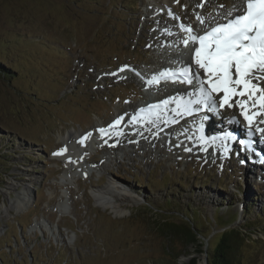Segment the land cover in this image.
<instances>
[{
	"label": "rangeland",
	"instance_id": "rangeland-1",
	"mask_svg": "<svg viewBox=\"0 0 264 264\" xmlns=\"http://www.w3.org/2000/svg\"><path fill=\"white\" fill-rule=\"evenodd\" d=\"M241 1L0 0V204L27 194L20 211L0 206V264H190L192 256L203 264L182 232L191 223L204 241L235 228V260L264 264V165L260 171L235 151L206 156L203 145L174 142L196 119L177 123L164 139L154 134L155 151L125 142L140 121L122 125V134L113 129L122 136L114 151L96 138L118 115L172 90L166 82L145 85L139 73L175 63L184 39L179 21L195 28L197 14L221 21ZM217 119L208 116L212 131L228 125ZM240 125L234 130L243 132ZM68 132L97 141L81 148L79 169L65 170L64 156L53 155L67 146ZM75 149L68 145L69 154ZM108 182L131 197L122 215L94 201L93 190Z\"/></svg>",
	"mask_w": 264,
	"mask_h": 264
},
{
	"label": "snow or ice",
	"instance_id": "snow-or-ice-1",
	"mask_svg": "<svg viewBox=\"0 0 264 264\" xmlns=\"http://www.w3.org/2000/svg\"><path fill=\"white\" fill-rule=\"evenodd\" d=\"M219 7L223 8V5ZM197 20L203 26L199 31H194L190 25H179L181 31L187 33L182 43L190 50L189 59L181 62L179 69L165 70L148 81L151 84L160 79H170L174 83L191 85L193 90L187 91L186 96L178 94L149 105L140 112L159 118L161 110L184 116L199 112L202 108L216 112L218 108L235 107L246 122L248 137L259 134L261 142H264V127L259 126L264 124V120H255L256 116L264 114V0H242L239 7L233 5L227 11L222 17L223 22L212 18L209 24L199 14ZM171 103H175V109L167 108ZM136 119L134 116L133 120ZM121 120L123 117L117 118L107 129L100 128L98 132L102 136L109 134ZM172 122L178 121L173 119ZM231 123L239 121L233 118ZM90 136L91 133L85 134L78 143L83 144ZM198 139L203 143L208 142L203 135ZM225 139L235 140L236 136L229 132L225 134ZM212 142H215V138H212ZM239 143L245 149H252L251 139H240ZM64 151L66 148L53 155H62Z\"/></svg>",
	"mask_w": 264,
	"mask_h": 264
},
{
	"label": "bare ground",
	"instance_id": "bare-ground-1",
	"mask_svg": "<svg viewBox=\"0 0 264 264\" xmlns=\"http://www.w3.org/2000/svg\"><path fill=\"white\" fill-rule=\"evenodd\" d=\"M162 3V2H161ZM240 3V2H239ZM241 3H242V1H241ZM241 3H240V5H241ZM158 4V3H157ZM165 5V4H164ZM239 5V6H240ZM238 6V7H239ZM163 7V6H162ZM166 7V6H165ZM158 10V9H157ZM147 13H149V12H147ZM149 15V14H148ZM162 15V14H161ZM155 16H156V14H155ZM151 17V16H150ZM154 19H155V17H154ZM160 20V19H159ZM151 21H153V20H151ZM157 21V20H156ZM155 21V22H156ZM162 20H160L159 22H161ZM157 23V22H156ZM164 23V22H163ZM162 24V23H161ZM167 24V23H166ZM199 24V23H198ZM146 25V24H145ZM147 26V25H146ZM150 26H152V25H150ZM168 26V25H167ZM169 27V26H168ZM171 27V26H170ZM169 27V28H170ZM203 26L200 24L199 26H198V28H199V30L202 28ZM164 28V27H163ZM160 29H161V27H160ZM194 31H197V29H193ZM162 31V30H161ZM167 31V30H166ZM163 33V32H162ZM184 34V36H186V34L185 33H183ZM168 35V34H167ZM162 36V35H161ZM155 37V36H154ZM157 37V36H156ZM159 37H160V35H159ZM164 37V36H163ZM162 37V38H163ZM166 37V36H165ZM168 39V38H167ZM166 41V40H165ZM169 41V40H168ZM185 56V58H186V60H188L189 59V57H190V50H189V48H188V50L185 52V50H179V57H184ZM160 65H161V63H160ZM157 67V66H156ZM140 75H141V73H139ZM172 85V90L170 89V91H169V93H167V95L166 96H162L161 94V96L160 95H158V96H160L159 97V101H163V100H165V99H167V98H169V97H175V96H177L178 94L179 95H182V96H186V92L187 91H192L193 90V87L191 86V85H186V84H181V83H173V84H171ZM219 95H222V93L221 94H219ZM217 99H219V97H217ZM157 100V99H156ZM152 102H155V101H152ZM139 108V109H138ZM167 108L168 109H175L176 108V105H175V103H171V104H169L168 106H167ZM140 109H141V106H138L137 108H135L134 109V111L136 112V113H139L140 112ZM236 112V114H235V112ZM141 114H143L142 112H140ZM160 113H162V117L160 118V116H159V118H157L156 116H150L149 118H151L152 119V122H149V123H147V122H144L143 123V126H141V125H135V126H138L139 127V129H137V131H138V133H136L137 131H134L133 132V135H134V137L133 138H131V137H128L126 140H125V142L127 143V142H130V140L131 141H135V144H133V143H130V147L129 148H134V147H136V146H140L141 147V149L140 150H143L144 148H148L149 146L150 147H153L152 149H153V151H155V146H154V144H153V140H154V138H153V135L154 134H160L161 135V137H163V139L164 138H166V137H168V136H171L172 135V132L176 129V125L174 124V125H171V124H173V119H175V120H177V119H179V118H182V121H183V123L185 124H187L188 123V121H191V120H189L188 118L189 117H186L185 115L184 116H175V114H174V112H172V111H164V110H161L160 111ZM205 113H207V112H205ZM217 115H218V118L220 119V120H223V119H225V120H223V122H225V121H227L228 119H230V118H232L233 116H238V118L240 119V121L241 122H243L244 120H243V117L241 116V114H240V110L238 109V108H227V107H225V108H223V109H218L217 110ZM216 115V116H217ZM113 116V115H112ZM119 116V115H118ZM236 116V117H237ZM148 119V118H147ZM191 119V118H190ZM166 120V121H165ZM261 120H264V114H261V115H258V116H256V121L257 122H259V121H261ZM108 121V120H107ZM115 121V120H114ZM165 121V122H164ZM154 122H156L157 123V126H156V128L155 129H153V128H151V126L149 127V125L151 124V123H154ZM194 123H192V122H190V124H187L188 125V130H182V131H179L180 132V134H179V136H178V140H176V141H174V142H177V143H180V144H182L183 145V143H186L187 145L185 146L186 148H187V146H190V147H194V148H199L200 146H198L197 144V141L199 140L198 138H196V130L198 129V127H199V123L197 122V120H195V121H193ZM134 123V121H132V117H129V116H127V117H125V119H124V121H123V123L121 124V125H118L116 128H120L122 125H127V124H133ZM182 123V124H183ZM205 123H207V121L205 120L204 121V118L203 119H200V124H203V126L205 127ZM155 124V123H154ZM214 124V123H213ZM244 124H245V126H246V122L244 121ZM260 127H264V124H260L259 125ZM134 127V126H133ZM142 127H145L146 129L148 128V130H150V131H152V135L150 136L149 134H147L146 132H145V128H142ZM154 127H155V125H154ZM172 127H174V128H172ZM185 128H186V126H185ZM115 129V128H114ZM170 129V130H169ZM238 129V128H237ZM110 133H112L111 134V137H108L107 136V138H103V137H101V136H96V138H97V140L99 141V140H102V142L103 143H106V144H109L108 145V147L107 148H105L104 147V150H110V151H114L117 147H118V145H116V143L117 142H120V140H121V138H122V136H120V135H118V134H116V133H114L113 134V129L109 132V134ZM240 133H241V137H244V135L242 136V131H240ZM185 134H187V138L186 139H184V137H186V135ZM85 135V134H84ZM259 135V134H258ZM74 136H76V138L74 137ZM164 136H166V137H164ZM239 136V135H238ZM238 136H236V139L235 140H231L232 141V143H230V142H228L227 143V145H229L230 144V146L232 147V148H235V146H236V149H237V151H239V150H241V148H243V152H244V156H242V155H236V157H237V159L238 160H240V162L242 163V164H245L246 162H247V160H251L253 163H256V162H258V158H257V154L255 153V151L257 150V149H255V148H261V149H263L264 150V146H261L258 142H256L255 141V139L253 138V137H251V140L253 141V143H252V149L251 150H248V149H245L241 144V147H240V145H238L237 143H236V141H238L239 139H238ZM72 137H74V141L73 140H71L72 139ZM83 137V134L82 133H78V132H76V133H73V132H68V135H67V137L65 136V137H62L61 138V140H63V143H65V144H67V146L65 147L66 148V151H64L63 152V154L61 155V156H64V158H63V160H64V164H65V170H72L73 168H78L79 169V167L81 166V163H82V161H84V157H85V154H84V150L82 149V152H81V148H83V146L85 147V146H87V141L88 140H90V142H93L94 140L93 139H91V137H88L85 141H84V143L83 144H81V143H78V141H80L81 140V138ZM191 137V138H190ZM157 138H159V137H157ZM212 138H215V142H212ZM109 139V140H108ZM124 141V140H123ZM166 141H169L168 139H166ZM100 142V141H99ZM73 143H75V146L77 147V149H75L74 150V152L72 153V154H69L68 153V145H71V144H73ZM94 143L95 144H97V141H94ZM101 143V142H100ZM112 143V144H111ZM197 143V144H196ZM222 144H223V142L221 141V140H219L217 137H213V136H211V137H209V140H208V142L206 143V145L204 146L203 145V147L202 148H200V150H202L203 151V148H205L206 150L203 152V154H205L206 152V156L208 155V154H211L212 156H214V157H221V156H225V152L223 153V152H221L220 151V149H222ZM236 144V145H235ZM183 147H184V145H183ZM64 148V149H65ZM175 148V147H174ZM138 149V148H137ZM217 149V150H216ZM261 149H258V150H261ZM139 150V149H138ZM137 150V151H138ZM129 151V150H128ZM144 151V150H143ZM262 151V150H261ZM118 152H120V150L118 151ZM118 152H116V154H114L116 157V159L118 158L117 156H118ZM132 152V151H131ZM185 151H182L181 153H183V154H181V155H185L186 154V152L184 153ZM104 153V152H103ZM123 154H124V156H125V154L127 155V153H126V150H124L123 152H122ZM176 153V155L177 156H180V155H178L177 154V151L175 152ZM112 155V154H111ZM151 154H149V153H147L146 154V156L147 157H149ZM124 156H123V158H124ZM140 156H145L144 155V153H143V155H140ZM145 156V157H146ZM108 157H110V156H108ZM106 158V157H105ZM104 158V159H105ZM86 160V159H85ZM146 160H147V158H146ZM103 163V162H102ZM100 165H101V163H99ZM99 165V166H100ZM81 168V167H80ZM249 168H252L251 166H249ZM112 182H108V184L106 185V186H104V187H101V188H99V189H94L93 190V193H92V195H93V197H94V201L96 202V204H98V205H100V206H102L103 208H110L111 209V211H114L116 214H118V215H122L123 214V207L121 206V203L122 202H124V201H131V197L130 196H128V194H126L128 191L126 190V189H124V188H122V187H120V186H118V188L117 187H115V186H112ZM13 186H14V184H10V187L9 188H13ZM117 189H120V192H117ZM123 192V193H122ZM27 194H25V192L24 193H22V196L21 195H18L15 199H13L12 201H11V203H10V205L8 206V205H6V204H4L3 202L0 204V206L2 207V212H4V213H6V214H8V213H10V208H14V210H17V211H20L21 209H23L24 208V206L27 204L26 202H25V196H26ZM9 203V202H8ZM5 214V215H6Z\"/></svg>",
	"mask_w": 264,
	"mask_h": 264
},
{
	"label": "trees",
	"instance_id": "trees-1",
	"mask_svg": "<svg viewBox=\"0 0 264 264\" xmlns=\"http://www.w3.org/2000/svg\"><path fill=\"white\" fill-rule=\"evenodd\" d=\"M188 220L190 221V219ZM232 221H234V219H232ZM231 222L227 223L225 226L229 225ZM191 225L192 226L182 230L184 234V238L187 244L195 246L196 251L198 253H202L203 244L198 237L199 233L195 231L196 228L194 224L191 223ZM167 228L172 229L173 224H168ZM256 228L257 231H259L258 229H261L259 226H257ZM178 231L180 230L178 229ZM238 232L239 231L236 230L235 228L233 230L228 228L227 230L224 229L214 234L211 238H209V241L212 240L214 242V245L211 248H207L208 264H239L238 263L239 258L238 260H235V255L239 256L240 254L237 247V242L239 238ZM242 233H244V231L241 230L240 234ZM199 241L200 243H198ZM197 262H198V257L193 256L191 258L190 264H197Z\"/></svg>",
	"mask_w": 264,
	"mask_h": 264
},
{
	"label": "water",
	"instance_id": "water-1",
	"mask_svg": "<svg viewBox=\"0 0 264 264\" xmlns=\"http://www.w3.org/2000/svg\"><path fill=\"white\" fill-rule=\"evenodd\" d=\"M183 230L185 229V228H182ZM199 235L200 234H198V237H199ZM200 239V238H199ZM205 239V241L204 240H201L200 239V241L202 242V244H203V251H202V253H203V259H202V261H203V264H208V259H207V256H208V254H207V248H209V244L210 243H208V241H209V239H207V238H204ZM204 241V242H203ZM196 248V247H195ZM198 253V252H197ZM201 253V254H202ZM193 257V256H192ZM198 262H199V259H198ZM197 262V264H199Z\"/></svg>",
	"mask_w": 264,
	"mask_h": 264
}]
</instances>
